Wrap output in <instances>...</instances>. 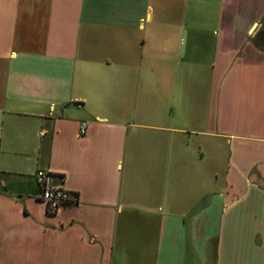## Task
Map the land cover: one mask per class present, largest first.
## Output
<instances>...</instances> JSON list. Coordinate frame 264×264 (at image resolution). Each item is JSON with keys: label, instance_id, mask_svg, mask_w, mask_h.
<instances>
[{"label": "crops", "instance_id": "obj_1", "mask_svg": "<svg viewBox=\"0 0 264 264\" xmlns=\"http://www.w3.org/2000/svg\"><path fill=\"white\" fill-rule=\"evenodd\" d=\"M0 264H264V0H0Z\"/></svg>", "mask_w": 264, "mask_h": 264}, {"label": "built area", "instance_id": "obj_2", "mask_svg": "<svg viewBox=\"0 0 264 264\" xmlns=\"http://www.w3.org/2000/svg\"><path fill=\"white\" fill-rule=\"evenodd\" d=\"M87 123H83L80 135L87 133ZM55 173L51 170H38L35 174L36 183L41 191V199L48 213H58L63 207L78 202V195L64 186L65 178L55 182Z\"/></svg>", "mask_w": 264, "mask_h": 264}, {"label": "rangeland", "instance_id": "obj_3", "mask_svg": "<svg viewBox=\"0 0 264 264\" xmlns=\"http://www.w3.org/2000/svg\"><path fill=\"white\" fill-rule=\"evenodd\" d=\"M36 181V180H35Z\"/></svg>", "mask_w": 264, "mask_h": 264}]
</instances>
